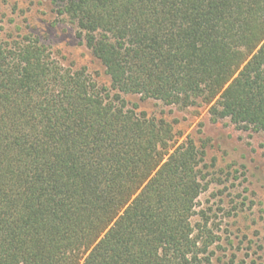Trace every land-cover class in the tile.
<instances>
[{
	"label": "trees",
	"instance_id": "16d2710c",
	"mask_svg": "<svg viewBox=\"0 0 264 264\" xmlns=\"http://www.w3.org/2000/svg\"><path fill=\"white\" fill-rule=\"evenodd\" d=\"M51 1L110 86L0 45V264H244L192 223L204 150L125 97L264 135V0Z\"/></svg>",
	"mask_w": 264,
	"mask_h": 264
},
{
	"label": "rangeland",
	"instance_id": "374dc122",
	"mask_svg": "<svg viewBox=\"0 0 264 264\" xmlns=\"http://www.w3.org/2000/svg\"><path fill=\"white\" fill-rule=\"evenodd\" d=\"M29 36L64 69L84 73L101 88L110 86L103 66L59 19L51 0H0V45ZM125 100L139 113L170 124L175 149L192 140L204 150L208 189L192 223L204 222L201 212L208 218L218 241L216 257L226 261L235 253L244 264H264V135L215 121L211 106L180 110L138 96Z\"/></svg>",
	"mask_w": 264,
	"mask_h": 264
}]
</instances>
